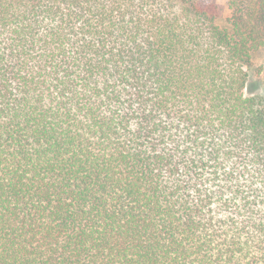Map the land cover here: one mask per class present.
I'll use <instances>...</instances> for the list:
<instances>
[{
    "label": "trees",
    "instance_id": "1",
    "mask_svg": "<svg viewBox=\"0 0 264 264\" xmlns=\"http://www.w3.org/2000/svg\"><path fill=\"white\" fill-rule=\"evenodd\" d=\"M0 0V264H264V0Z\"/></svg>",
    "mask_w": 264,
    "mask_h": 264
},
{
    "label": "rangeland",
    "instance_id": "2",
    "mask_svg": "<svg viewBox=\"0 0 264 264\" xmlns=\"http://www.w3.org/2000/svg\"><path fill=\"white\" fill-rule=\"evenodd\" d=\"M202 5L206 6H217L221 10L222 18L226 20L229 16V10L227 8V3L229 0H198ZM254 66L255 69H259L263 71L264 76V49L257 53L254 56Z\"/></svg>",
    "mask_w": 264,
    "mask_h": 264
}]
</instances>
